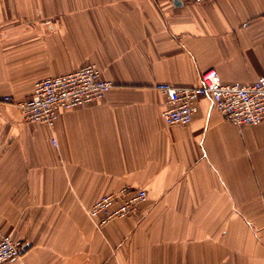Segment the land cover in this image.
<instances>
[{"label":"crops","instance_id":"obj_1","mask_svg":"<svg viewBox=\"0 0 264 264\" xmlns=\"http://www.w3.org/2000/svg\"><path fill=\"white\" fill-rule=\"evenodd\" d=\"M89 63L114 87L53 128L3 101ZM208 69L264 75V0H0V230L23 242L6 264H264V121L208 97L188 124L161 117L154 85ZM123 186L147 201L97 228L88 210Z\"/></svg>","mask_w":264,"mask_h":264},{"label":"built area","instance_id":"obj_2","mask_svg":"<svg viewBox=\"0 0 264 264\" xmlns=\"http://www.w3.org/2000/svg\"><path fill=\"white\" fill-rule=\"evenodd\" d=\"M205 3L211 0H180ZM115 81L103 76L95 63L75 70L47 76L34 83L33 92L23 99L4 96L3 101L14 104L28 122H40L53 128L62 111L105 97ZM154 88L164 94L167 105L161 112L166 124H188L197 111L196 100L208 97L226 120L236 126L255 125L264 121V75L255 81L224 82L216 69L201 72V83L179 86L170 82H157ZM57 146L56 138H52ZM143 188L123 186L101 195L88 210L97 228L138 211L147 201ZM23 242L0 230V264L18 258Z\"/></svg>","mask_w":264,"mask_h":264},{"label":"water","instance_id":"obj_3","mask_svg":"<svg viewBox=\"0 0 264 264\" xmlns=\"http://www.w3.org/2000/svg\"><path fill=\"white\" fill-rule=\"evenodd\" d=\"M177 2H179V3H182L180 0H176Z\"/></svg>","mask_w":264,"mask_h":264}]
</instances>
